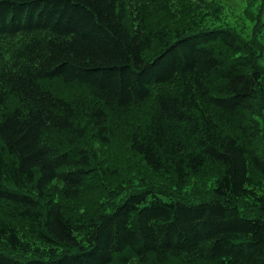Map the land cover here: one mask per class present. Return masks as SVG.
Masks as SVG:
<instances>
[{"label":"trees","instance_id":"16d2710c","mask_svg":"<svg viewBox=\"0 0 264 264\" xmlns=\"http://www.w3.org/2000/svg\"><path fill=\"white\" fill-rule=\"evenodd\" d=\"M242 4L0 0V264H264V21L220 27Z\"/></svg>","mask_w":264,"mask_h":264},{"label":"rangeland","instance_id":"374dc122","mask_svg":"<svg viewBox=\"0 0 264 264\" xmlns=\"http://www.w3.org/2000/svg\"><path fill=\"white\" fill-rule=\"evenodd\" d=\"M242 12L239 14L233 10L227 9L226 14L222 15L220 27L227 30H232L237 33L244 41L251 40L255 35V27L259 26L264 21V0H241ZM262 26V25H261ZM262 127L264 129V112L260 117ZM140 174L143 175V170L140 168ZM146 178L147 175H145ZM132 179L136 180L137 176L132 175ZM132 181V180H131ZM159 190L162 194L171 193L174 189L173 181L170 179H161L158 181ZM212 183L209 184H193L189 190L183 192L182 199L192 201L194 196H203L211 193ZM178 193H180L177 190Z\"/></svg>","mask_w":264,"mask_h":264}]
</instances>
